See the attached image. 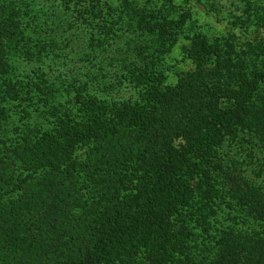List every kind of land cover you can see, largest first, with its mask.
I'll return each instance as SVG.
<instances>
[{"label": "trees", "instance_id": "16d2710c", "mask_svg": "<svg viewBox=\"0 0 264 264\" xmlns=\"http://www.w3.org/2000/svg\"><path fill=\"white\" fill-rule=\"evenodd\" d=\"M20 1L3 3L0 12V264H264V186L253 179L233 171L223 178L233 222L200 258L188 221L194 212L208 223L197 196L217 212L210 203L220 190L203 163L218 159L225 139L244 127L264 142V70L247 75L222 44L197 35L188 49L196 68L166 87L161 58L177 40L165 24L129 0L121 7L127 11L75 0L65 8L78 6L82 21L108 7L110 20L91 29L97 48L121 33L110 32L112 25L128 29L126 43L137 52L112 61L127 65L122 80L140 88L143 100L100 98L107 68L100 62L94 72L85 69L67 112H59L62 92L43 86L42 104L54 118L45 130L35 111L13 117L11 102L22 90L10 77L12 55L59 61L51 54L72 39L52 28L50 11L36 0ZM256 25L264 27V15ZM10 124L21 132L11 136Z\"/></svg>", "mask_w": 264, "mask_h": 264}, {"label": "rangeland", "instance_id": "374dc122", "mask_svg": "<svg viewBox=\"0 0 264 264\" xmlns=\"http://www.w3.org/2000/svg\"><path fill=\"white\" fill-rule=\"evenodd\" d=\"M7 1L9 0H0L1 13L5 11L3 3ZM12 1L14 3L21 2L20 0ZM22 1L31 3L30 0ZM92 1L86 0L85 2L91 7ZM124 1L101 0L102 3L106 2L109 5L114 3L120 11L127 9L121 8ZM129 1L133 3L136 9L144 10L147 14H154V19H159L160 22L165 24L164 27L168 28L169 31L171 30L169 33L174 35L177 40L169 52L161 58L162 70L167 76L166 87L175 86L183 73L196 68L195 62L189 57L188 49L191 45V39L197 35L208 38L212 43L219 42L222 44L223 49L230 52V58L235 63L243 65V71L247 75H251L258 70H264V27L256 25L257 15H264V0H204L203 3L198 0ZM65 3L73 6L76 2L75 0H64L63 10L58 11L55 9V5L62 7L61 0H36V8H45V10L50 11L49 15L54 17H50L49 21L52 28L57 30L60 27L63 34L72 39L71 45L67 41L64 42L65 45L60 44L59 54H57L59 49H55V55L51 54V56L58 55L60 60L54 61L51 58L45 61H42V58L31 59L26 54H18L15 51L11 59L10 77L12 79L15 77L14 81L17 78L19 89L22 90V97L11 102L13 117L16 120L22 119V117L24 118L22 114L25 111H35L38 117L45 119L43 122L45 130L51 129L53 126L51 121L54 119L50 114V107L49 113H47L48 107L42 104H46L43 99L49 91L45 88L48 87L51 90L54 88L55 93L59 90L62 92L59 96V103L64 104L65 107L59 106V112H67L78 96L76 94L77 88L85 82V69L94 72L99 67L100 62L105 61V67H107L105 75L100 76L102 82L100 88L97 89L100 91V98H105L104 100L107 98L108 101L116 99L143 100L140 88L135 84L122 80L126 76L127 65L123 62L120 64L117 62L119 64L117 66V63L115 64V61H112L118 56H122V52L123 55L137 52L135 45L129 46L126 43L131 36L127 33L128 29L124 28L123 25L122 27L116 24L112 25L110 32L120 29L123 31L124 29L125 35L120 36L122 31L116 37L110 35L111 38L104 42L105 46L102 47L101 45L97 48L91 29L94 31L103 20H110V17L104 15L107 13L108 7L102 11V17L98 13L99 15H93V21H82L83 17L77 11L78 6L75 7L76 11L73 9L70 11L65 8ZM211 8H216L217 12L212 11ZM117 13L118 11H115V14ZM181 22H183L184 27L179 30L176 25ZM233 22H239V25ZM168 23H171L172 26ZM96 36L99 38L98 34ZM91 42L93 45H91ZM122 47L126 48V52L122 51ZM130 56L132 58L133 54ZM91 59L96 64L95 66H91ZM39 85L41 90L38 89ZM115 85L121 87H115ZM113 87L115 88L113 89ZM36 94L39 96L35 97ZM27 120L29 123L32 122L29 119ZM24 124L26 123H22L23 126ZM18 129L19 127L16 126L15 128L10 124L9 134L11 136L16 133L19 134L21 130ZM203 164L213 174L221 197L215 200L214 203H210L212 209L217 210L214 215L210 213V208L205 206L200 201V197L197 196V199L199 198L197 207L208 212V219L205 220L208 223L199 222L194 212L188 218L195 234L194 238H196L194 239L196 243L193 250L195 256L199 258L214 245L215 237H217L219 231L233 222L231 221L232 217H229L232 212L227 207L228 192L227 187H224L223 178H226L227 174L233 171L234 174H243L264 186V142L262 137H258L255 131L240 127L237 137L228 136L219 147L218 159L211 160L210 164ZM198 181L197 176L194 177V188L198 186Z\"/></svg>", "mask_w": 264, "mask_h": 264}]
</instances>
